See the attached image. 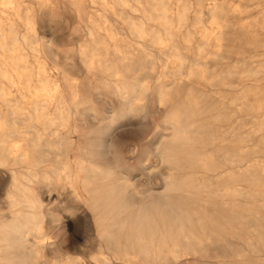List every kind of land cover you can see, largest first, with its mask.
Returning a JSON list of instances; mask_svg holds the SVG:
<instances>
[{"label": "rangeland", "instance_id": "obj_1", "mask_svg": "<svg viewBox=\"0 0 264 264\" xmlns=\"http://www.w3.org/2000/svg\"><path fill=\"white\" fill-rule=\"evenodd\" d=\"M50 1L20 0V17L12 12L14 25L3 18L0 29V140L31 151L22 162L0 147V226L12 220V195L23 184L42 201L26 211L39 212L45 230L25 234L3 253L4 264H152L112 257L91 210L73 195L66 173L85 177L80 167L91 163L107 172L98 185L120 189L134 206L173 195L207 212L205 227L194 225L198 240L173 224L177 250L162 252L158 264H264V184L255 168L259 155L264 160L256 131L264 1ZM83 52H94V62ZM53 118L65 125L58 135ZM177 130L189 137L176 142ZM32 167L50 179L27 180ZM1 255L0 245L3 264Z\"/></svg>", "mask_w": 264, "mask_h": 264}, {"label": "bare ground", "instance_id": "obj_2", "mask_svg": "<svg viewBox=\"0 0 264 264\" xmlns=\"http://www.w3.org/2000/svg\"><path fill=\"white\" fill-rule=\"evenodd\" d=\"M121 1L126 5L125 0H121ZM44 3L48 5V4H51V1L50 0H44ZM203 3H204V1H203ZM80 7L82 8L83 6H80ZM47 9H48V7H47ZM55 9H54V11H55ZM21 10H22V6H21L20 0H0V29H1L2 24H3V18H6L10 22L9 23L10 26L12 27L14 25L15 21L11 18V16H12L11 13L13 12L17 17H20ZM77 13L79 16V14H80L79 11H77ZM83 14H85V13H83ZM262 16H263V20L261 22V26L264 27V7L262 8ZM26 23H27V20H26ZM84 25H85V23H84ZM132 27L137 34H139V35L145 34V30H144L143 25L141 23L134 22L132 24ZM90 33H91V31H90ZM145 36H147V35L145 34ZM82 54L89 59L90 63L94 62V57H95L94 52L92 53L93 55H90V57H88L86 52H83ZM21 59H23V58H21ZM90 63H89V65H90ZM262 63L264 64V62H262ZM262 63H261V65H263ZM258 66H259V64H258ZM1 71L2 70L0 68V73H1ZM42 72L43 73L46 72L45 68H42ZM260 72H262V71H260ZM25 75H26V73H25ZM61 75H62V73H61ZM124 79H126V78H124ZM13 80H15V79H13ZM73 84H74V82H73ZM42 85H43V83H42ZM118 89L120 90V93L122 96H127L130 93L129 90L127 89V87L118 88ZM43 91L47 95L54 93V90L48 85H44ZM1 92H3V91H1ZM36 92H38V90ZM41 93H42V91L39 94H41ZM36 97H37V95H36ZM76 97H77V94L75 92H73L72 98L75 101H76ZM256 97H257V112L260 116V118L258 119L257 128H256L258 138H259V142H258L257 147H258V153L262 154V147H263V142H264V119L261 118V116L263 115V112H264V88L261 85H257ZM142 99L143 98L141 97V94H140L137 101H141ZM1 109H3V108H1ZM6 109L7 108H5V110ZM11 109H12V107H11ZM35 113L37 116L42 115L38 108H35ZM50 121H51L52 125H55V128H54V130H52L53 132H51V133L53 135H58L59 131H62V130H60V128L58 126L63 125V124L58 123L55 120V118L51 119ZM63 126H65V125H63ZM36 135L37 136H36L35 140L33 141L34 145H36V143L39 142L41 139V134L39 132ZM173 137H174V140H176V142H177L178 140L183 141V139H187L189 136H188V134H186L185 131L177 130ZM163 138H165V137H163ZM8 139H10V138H8ZM11 140L12 139H10L8 141V142H10L8 145H6V143H5L6 141H3L2 139L0 140V147L3 148L5 154L9 155L10 158L13 156L18 161L29 162L30 157H31L30 156V154H31L30 149L22 148V149L15 151V146L12 144ZM92 155H94V154H92ZM259 156L260 157L258 158V161L256 163V167H255L256 168V179H257L258 183L264 184V160L262 158V155H259ZM30 169H31L30 173L26 177L27 180H32L34 178V179H37L39 181L40 180H42V181L47 180L48 181V179H50V175L48 173H46V174L43 173L44 175L42 177H39L38 174L36 173V171L33 169V167ZM62 169L67 170V164H63L62 168L54 170V172L56 174L55 176H57V179H60ZM80 169H81V171L86 170L85 177H81V176L76 175L73 178L71 173L67 172L66 177L68 179V183H70L74 187L73 195L75 196V198L83 200L87 204L89 209L91 210L93 221H94L95 228H96V232H97V234L101 240L106 241L107 248L109 249L112 257L126 261V262H133L134 263L139 258V256H143L145 259L147 258L148 260H150L152 264H158V261H159L158 258L162 252H164V254H165V252L169 253V254H173L177 250V244H176L175 237L173 234V224H178L181 234L188 241L191 242L192 240H198L199 239V237L197 235V231L194 229L195 228L194 225H198L199 228L203 229L205 227L206 220L208 218L207 212L201 206H198L191 201H188V200H185V199H182L178 196H173V195H166L163 202H160L159 200H157L155 198H150V199L142 200L137 206H134L133 204H131L127 200V198L123 195V193L120 189H116L113 187L112 188L105 187L104 185H98V182L107 176V172L105 170H103L101 167L97 166L94 163H91L89 165H81ZM19 170H20V168H19ZM12 174L15 177V181L17 182L18 180L16 177V174H17L16 171L13 170ZM78 181L83 183V186H84L83 192L84 193L81 192L79 190V188L76 186L77 185L76 183ZM130 182H131V180H129V179L126 180L127 184H130ZM13 185H14V183H13ZM15 188L17 189V193H14L12 195V201H11V206L14 208L13 218L10 222L4 223L0 226V245H1V251H2L1 261L3 264L5 262H8V257H6V255H4L3 253L7 252L14 245H16L20 241V239L22 240L24 238L25 234H27L29 231L33 230L39 237H42L44 235V231H45V230L43 231L40 222L37 221V217L40 216L39 212H37L36 210L32 211V212L26 211V209H28V208L29 209L40 208L42 206V201L39 198L33 196V194L31 193V191L27 185H23V184L17 185ZM169 217L171 218L170 220L168 219ZM23 251H24V249H23ZM99 256L102 258L103 261L110 260V258L107 255H105L104 252H99ZM96 260H94V261H96Z\"/></svg>", "mask_w": 264, "mask_h": 264}]
</instances>
